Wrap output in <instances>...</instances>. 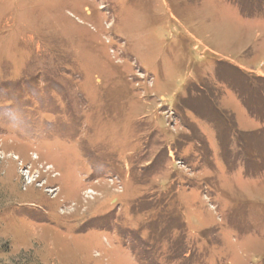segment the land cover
Here are the masks:
<instances>
[{"label": "rangeland", "instance_id": "rangeland-1", "mask_svg": "<svg viewBox=\"0 0 264 264\" xmlns=\"http://www.w3.org/2000/svg\"><path fill=\"white\" fill-rule=\"evenodd\" d=\"M0 264H264V0H0Z\"/></svg>", "mask_w": 264, "mask_h": 264}]
</instances>
